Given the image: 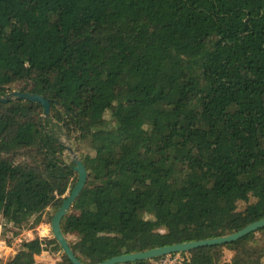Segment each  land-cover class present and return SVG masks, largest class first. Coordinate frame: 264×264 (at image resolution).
<instances>
[{"label": "trees", "instance_id": "obj_1", "mask_svg": "<svg viewBox=\"0 0 264 264\" xmlns=\"http://www.w3.org/2000/svg\"><path fill=\"white\" fill-rule=\"evenodd\" d=\"M11 90L48 98L51 116L0 102V235L14 250L0 264L44 251L72 264L53 235L26 232L50 225L76 182L62 133L87 171L60 222L82 262L264 217V0H0V94ZM175 254L264 264V227Z\"/></svg>", "mask_w": 264, "mask_h": 264}, {"label": "water", "instance_id": "obj_2", "mask_svg": "<svg viewBox=\"0 0 264 264\" xmlns=\"http://www.w3.org/2000/svg\"><path fill=\"white\" fill-rule=\"evenodd\" d=\"M14 99H24V100L38 102L41 104L43 108L42 118H48L51 116L50 100L38 93L11 90L7 93L0 94V102H7V101L14 100ZM64 135H65V139L67 140L68 138L67 134L64 133ZM66 140L62 141L59 138V141L63 145L64 150L68 151L72 169L74 172H76L77 179H76L74 186L71 188L69 194L62 200L61 205L57 208V210L53 214L51 223H50V228H51V232L54 238L56 239V241L61 247V252H64L67 255V257L70 259L72 264H119V263H125L128 261L150 259V258L160 256V255H167L172 252H181V251L189 250L191 248L198 247V246L223 244L226 242H231L240 237H243L244 235L250 234L264 227V217H262L251 223H248L247 225H245L244 227L236 231H233L225 235H220V236L211 237V238L198 239V240L183 241V242H178V243H174L170 245H163V246H158V247H154L150 249H145L141 251H134L130 253L115 255V256H112L106 260H103L97 263L82 262L73 252L60 226L62 217L65 214H67L70 206L76 199L79 192L84 187L86 180H87V171L82 162L81 157L79 156L75 148Z\"/></svg>", "mask_w": 264, "mask_h": 264}, {"label": "rangeland", "instance_id": "obj_3", "mask_svg": "<svg viewBox=\"0 0 264 264\" xmlns=\"http://www.w3.org/2000/svg\"><path fill=\"white\" fill-rule=\"evenodd\" d=\"M59 138L62 141L66 140L64 133H62ZM66 141H68L73 146V140L72 139H70L68 137ZM65 154L68 156V159L70 160L69 155H68V151H65ZM243 204L244 203L242 201L239 202L240 207L243 206ZM151 214H152L151 210L144 211L145 217H149V216H151ZM26 232L28 235H38V236L46 237V238L48 236L53 235L51 232V228H50L49 223H47L45 221H40L39 223L33 225L28 230H26ZM69 238H70V240H75V238L72 235H69ZM11 253H14L13 248L8 247L3 243L1 235H0V258L4 259ZM46 254H48V253H42V255L37 257L39 264H54V262L57 261L59 258L58 253L50 254V255H46ZM230 255H231V251L229 249L224 248V257L226 259H229ZM46 257H48V258H46ZM181 260H182V256L180 254H175L172 256L165 255L164 257L159 258V259L150 258L147 264H180Z\"/></svg>", "mask_w": 264, "mask_h": 264}, {"label": "crops", "instance_id": "obj_4", "mask_svg": "<svg viewBox=\"0 0 264 264\" xmlns=\"http://www.w3.org/2000/svg\"><path fill=\"white\" fill-rule=\"evenodd\" d=\"M43 253H47L46 251H44ZM46 255H48V254H46ZM46 258H48V257H46Z\"/></svg>", "mask_w": 264, "mask_h": 264}, {"label": "clouds", "instance_id": "obj_5", "mask_svg": "<svg viewBox=\"0 0 264 264\" xmlns=\"http://www.w3.org/2000/svg\"><path fill=\"white\" fill-rule=\"evenodd\" d=\"M147 218V217H146Z\"/></svg>", "mask_w": 264, "mask_h": 264}]
</instances>
